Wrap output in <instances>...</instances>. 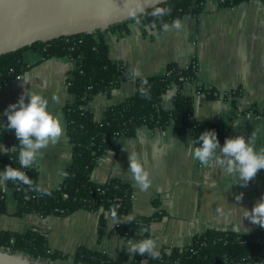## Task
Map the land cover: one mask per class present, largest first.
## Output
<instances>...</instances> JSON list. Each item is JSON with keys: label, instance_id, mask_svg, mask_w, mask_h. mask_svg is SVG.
I'll use <instances>...</instances> for the list:
<instances>
[{"label": "crops", "instance_id": "1", "mask_svg": "<svg viewBox=\"0 0 264 264\" xmlns=\"http://www.w3.org/2000/svg\"><path fill=\"white\" fill-rule=\"evenodd\" d=\"M203 8L198 17L185 14L178 18L179 28L173 26L177 19L168 23V30L133 19L104 33L109 58L120 65L123 78L110 93H98L88 100L86 108L96 120L103 117L107 107L132 95L138 80L164 74L171 63L184 70L194 63L195 80L185 82L180 90L193 98V117L212 121L222 129L221 144L227 136L247 137L258 126L256 147H264V119L250 111L253 107L257 111L264 108V2L247 0L233 7H219L218 0H204ZM22 59L27 69L0 87V120L7 119L4 109L28 88L49 98V109L59 115L64 134L41 150L43 155L33 166L38 172L37 184L55 188L62 182L71 157L62 107L72 99L66 90V79L75 61L67 56L43 59L33 50L24 51ZM25 74L28 82L20 77ZM196 86L213 89L216 97L204 98ZM175 92L173 87L163 96L164 110L171 109ZM231 92L236 94L227 96ZM53 96H58L59 101ZM236 123L239 125L233 128ZM191 142L189 132L178 134L172 125L161 130L141 126L133 137L120 138L115 149L100 156L90 172L96 183H105L112 177L130 186L132 206L123 216L125 221L129 217L151 216L152 200L159 201V218L152 220L146 235L137 233L124 239L115 232V223L109 216L104 233L99 235L98 215L86 210L64 216H14L13 190L2 178L0 188L5 193L7 212L0 213V232L37 231L44 237L47 250L66 256L68 261L80 247L109 258L117 257L121 251L132 257L135 252H129L128 242L145 236L155 239L160 249L170 250L189 246L195 235L207 230L243 232V228L235 231L233 224L239 222L241 208L251 209L264 195V168L247 185L236 183L235 176L226 171V157L217 152L208 163H202L188 154ZM130 155L143 161L150 178L148 188L142 189L134 180L128 169ZM243 224L248 232L264 231V226L247 217H243Z\"/></svg>", "mask_w": 264, "mask_h": 264}, {"label": "trees", "instance_id": "2", "mask_svg": "<svg viewBox=\"0 0 264 264\" xmlns=\"http://www.w3.org/2000/svg\"><path fill=\"white\" fill-rule=\"evenodd\" d=\"M244 1L247 0H223V3L218 5L233 7ZM158 6L169 8L170 11L163 16H153L154 7L104 29L37 42L0 56V86L9 83L27 69L22 59L26 50L36 51L43 59L67 56L75 61L74 68L66 79V90L72 99L67 100L62 107L66 121L65 133L71 145V157L65 175L60 185L55 188H45L37 184L38 172L35 166L26 169L32 179L31 184L5 179L7 186L13 189L14 216H64L77 210H86L98 215L97 233L102 235L106 216L111 217L110 213L115 209L117 235L124 239L137 233L146 235L152 220L159 218V201L152 200L154 213L151 216L123 220V216L131 210V188L118 178L111 177L102 184L92 181L90 172L98 158L106 151L116 148L115 140L133 137L141 126L150 130H161L172 125L178 134L189 132L192 141L199 136L200 131L214 128L221 142L223 130L212 121L194 118L192 96H184L180 91L185 82L195 80L194 63L185 70L171 63L167 65L164 74L138 80L135 92L123 101L107 107L100 120H96L86 108L92 96L110 93L118 87L123 78L120 65L109 58L104 38L106 31L120 28L133 19L145 20L161 29L164 23H170L185 14L198 17L204 12V0H168ZM173 87L176 92L172 97L171 109L164 110L161 106L162 98ZM141 88L147 91V95L141 93ZM196 89L204 98L216 97L213 89L198 86ZM235 94L231 92L227 96ZM250 111L264 119V108L257 111L253 107ZM14 144H18L14 132L6 126L0 128V146L7 148L0 151V170L6 164L22 167L18 161L19 145L11 149ZM6 212L5 193L0 188V213ZM243 240L246 243H242ZM0 248L14 254H22L30 261L40 264H142V259H146L144 264H264V231L237 233L207 230L195 235L189 246L160 249L161 256L157 258L138 252L130 257L125 251H121L115 258H109L101 252L80 247L68 261L66 256L47 250L44 237L34 230L25 233L0 232Z\"/></svg>", "mask_w": 264, "mask_h": 264}, {"label": "clouds", "instance_id": "3", "mask_svg": "<svg viewBox=\"0 0 264 264\" xmlns=\"http://www.w3.org/2000/svg\"><path fill=\"white\" fill-rule=\"evenodd\" d=\"M169 11V8L158 6L154 8L152 15L163 16ZM173 26L180 27L179 19L173 22ZM162 27L168 30L170 25L164 23ZM20 77L28 82L27 74ZM28 89L20 94L18 100L10 103L4 109L7 116L5 126L13 131L18 139V144L12 145L11 149L19 145L18 161L22 167L6 164L0 170V178L31 184L32 179L26 169L33 166L37 158L43 155L42 149L46 148L49 143H55L63 136L64 128L59 115L49 109V98L40 92H32ZM140 91L147 95L144 88H141ZM25 95L28 97L27 100H25ZM52 99L59 101L58 96H53ZM238 125V123L232 124V127L237 128ZM257 128L258 126L247 137L243 134L227 136L222 144L216 129H205L200 131L199 136L187 145L188 154L202 163H208L219 152L227 158L223 163L226 164V171L235 176L236 183L247 185L257 171L264 168V147H256L259 136ZM4 150V146H0V151ZM128 169L142 189L148 188L150 185L149 173L141 159L130 155ZM238 196L241 199L242 193ZM241 210L242 215L239 216V222L233 224L235 231H240L241 228L244 229L241 233L249 231V228L243 224V217L264 226V195L253 204L251 209L241 208ZM110 215L115 223L117 220L116 210L113 209ZM130 219V217L127 218V220ZM128 243L130 253L147 254L152 258L161 256L156 240L150 236L141 237L135 241L130 240Z\"/></svg>", "mask_w": 264, "mask_h": 264}, {"label": "water", "instance_id": "4", "mask_svg": "<svg viewBox=\"0 0 264 264\" xmlns=\"http://www.w3.org/2000/svg\"><path fill=\"white\" fill-rule=\"evenodd\" d=\"M168 0H0V56L37 42L91 33ZM0 264H40L0 248Z\"/></svg>", "mask_w": 264, "mask_h": 264}, {"label": "built area", "instance_id": "5", "mask_svg": "<svg viewBox=\"0 0 264 264\" xmlns=\"http://www.w3.org/2000/svg\"><path fill=\"white\" fill-rule=\"evenodd\" d=\"M220 3H223V0H218V4H220ZM193 67H195L194 65H193ZM1 87V86H0ZM7 119H4V120H0V128H4L5 127V121H6ZM5 148V147H4ZM5 150H7V148H5ZM242 243H246V241L245 240H243V241H241ZM146 262V259H142L141 260V263L142 264H144Z\"/></svg>", "mask_w": 264, "mask_h": 264}, {"label": "rangeland", "instance_id": "6", "mask_svg": "<svg viewBox=\"0 0 264 264\" xmlns=\"http://www.w3.org/2000/svg\"><path fill=\"white\" fill-rule=\"evenodd\" d=\"M199 95H200V94H199ZM117 141H118V140H115V141H114V145H115V146H116V144H115V143H117ZM8 187H9V186H8ZM9 188H11V187H9ZM12 190H13V189H12ZM14 206H15V204H14ZM9 207H11V205H10V204H9ZM8 225H9V226H11V225H12L13 227H15V226H14V223H12V222H9V223H8Z\"/></svg>", "mask_w": 264, "mask_h": 264}]
</instances>
